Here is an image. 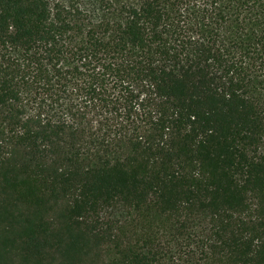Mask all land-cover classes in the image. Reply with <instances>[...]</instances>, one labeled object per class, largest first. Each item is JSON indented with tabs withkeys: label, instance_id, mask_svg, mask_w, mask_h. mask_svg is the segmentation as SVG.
I'll list each match as a JSON object with an SVG mask.
<instances>
[{
	"label": "trees",
	"instance_id": "1",
	"mask_svg": "<svg viewBox=\"0 0 264 264\" xmlns=\"http://www.w3.org/2000/svg\"><path fill=\"white\" fill-rule=\"evenodd\" d=\"M0 264H264V0H0Z\"/></svg>",
	"mask_w": 264,
	"mask_h": 264
}]
</instances>
